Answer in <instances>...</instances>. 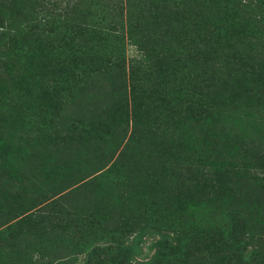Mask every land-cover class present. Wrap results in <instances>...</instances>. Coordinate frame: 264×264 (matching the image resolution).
I'll return each mask as SVG.
<instances>
[{
    "label": "trees",
    "instance_id": "1",
    "mask_svg": "<svg viewBox=\"0 0 264 264\" xmlns=\"http://www.w3.org/2000/svg\"><path fill=\"white\" fill-rule=\"evenodd\" d=\"M119 2L98 0L74 14L26 11L34 25L57 31L49 51L62 74L50 80L53 70L39 65L36 82L0 90V123L46 147L50 117L43 104L28 103L27 93L55 85L63 137L54 152H83L96 173L77 186L59 184L64 192L43 205L53 209H34L1 227L0 258L66 264L84 253L90 262L95 243L107 238L112 246L92 264H264V203L255 202L258 192L245 199L231 182L246 170L249 146L264 154V0H125V21ZM7 33L0 25V60ZM125 40L141 60L124 63L118 47ZM161 103L163 117L148 119ZM229 133L246 145L221 150L218 139ZM118 179L135 190L114 193ZM87 185L94 190L84 191ZM149 186L154 194L143 204L137 189ZM178 186L183 197L171 200ZM219 186L228 190L214 206L219 219L204 221L200 197ZM148 226L180 235L181 245L131 263L121 240ZM16 244L24 250L20 261L11 255Z\"/></svg>",
    "mask_w": 264,
    "mask_h": 264
},
{
    "label": "rangeland",
    "instance_id": "2",
    "mask_svg": "<svg viewBox=\"0 0 264 264\" xmlns=\"http://www.w3.org/2000/svg\"><path fill=\"white\" fill-rule=\"evenodd\" d=\"M97 1L0 0V25L8 29L7 36L1 44V50L5 52V59L0 60V90L8 94L7 90L9 88L16 87L17 89L20 83L30 84L36 82L38 80L36 75L37 66L39 65L46 66L48 70H53L50 73V80H58L62 74V68L54 64L57 60L52 56V52L49 51L50 45L53 43L50 42L52 39L56 40L55 44L58 43L57 31L53 29V26L42 29L34 25L35 22L28 18L26 11H51L60 15L64 11H71L74 14L77 11L90 9L91 4H95ZM124 2L125 0H120L119 5L125 21L128 16L127 12H125ZM6 10L9 11L10 15H6L8 14ZM74 42L80 44L78 39H74ZM81 42L88 44L85 40ZM118 48L125 64H127L129 58L134 56L138 60L143 58L141 53L126 40ZM97 59L93 58L94 63H97ZM53 88L51 90L42 88V90H37L36 93H27L28 103L43 104L47 115L50 117L48 126L43 127L44 133L49 134L50 137V139H47L46 147L33 141L32 135L20 132L21 127L7 126L0 123V228L27 212L41 209L44 204L56 199L64 192H58L60 190L59 184H66L65 186L68 187L77 186L96 173L91 172L92 168L90 169L89 165L86 164L87 161L83 157V152H79L76 155H73L74 153L72 154L69 150L65 152L66 155L64 153L59 154L58 151L54 152L60 147V139H62L63 135L57 133V120L60 110L55 114V109L61 104V100L58 97L57 87L54 85ZM60 108H64V105ZM22 109L26 110L25 106L19 108L16 113L21 114ZM159 110L160 112L149 110L148 119L153 120L156 117H163L164 105L162 103ZM44 133L41 134L43 135ZM218 141L220 149L225 151L240 148L243 146L241 143L246 145L243 138L237 140V136L234 137L233 133H229L227 137H219ZM222 146L224 147L222 148ZM249 147L250 152L245 156L247 161L246 170L238 172V176L234 177L231 182L235 183V185L233 184L234 188L237 186L240 190H245V199H249V196L251 197L252 194L258 192L259 196L255 202L261 204L264 203V192L259 191V185L264 183V154L254 145ZM233 154L234 152L228 153L226 155L227 159H230L229 156ZM209 169L208 165L204 168L206 171ZM207 176L210 178L209 183H212L213 175L207 174ZM111 177H114V175H111ZM159 180L162 181L160 177ZM179 182L181 181H178V184ZM117 183L114 193L117 192L116 194L118 195H125L126 191L135 190L134 185L130 186V183L125 180L118 179ZM94 188L92 185H87L84 186V191L90 192ZM177 188V191L170 193L171 200L172 196L182 199L183 196L180 194L184 187L178 186ZM137 190L136 195L142 198L143 204L149 203L151 195L154 194L150 190V186L149 189L138 188ZM227 194L228 190L224 186H219L205 194V196L200 197L202 201L198 208H202L204 221L210 220V216L218 221L219 217L214 206L217 201H224ZM164 196L167 199L170 198L167 192H165ZM61 201H57L53 205L57 207ZM50 208L53 209L52 204L46 208L43 207L46 211L50 210ZM260 216L263 219L264 213H261ZM170 219L173 220L174 217H170ZM26 226L25 229H33L31 224ZM121 242L131 249L129 254L126 255L127 258H131V263H144L163 257L166 251L180 246L181 236L172 233L169 229L159 230L148 226L135 234L122 238ZM95 244H97V249L91 252L90 262L86 258L87 255L82 253L76 260L66 264H92L93 261L102 256V253L108 251L107 247L112 246V241L111 239L103 238ZM11 255L15 260L20 261L24 256V250L16 244L12 249ZM7 260V258H0V263L5 264Z\"/></svg>",
    "mask_w": 264,
    "mask_h": 264
}]
</instances>
